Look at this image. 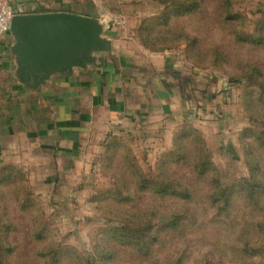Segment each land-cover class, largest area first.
Instances as JSON below:
<instances>
[{"label": "rangeland", "instance_id": "1", "mask_svg": "<svg viewBox=\"0 0 264 264\" xmlns=\"http://www.w3.org/2000/svg\"><path fill=\"white\" fill-rule=\"evenodd\" d=\"M111 1L209 108L112 130L71 169L20 147L0 264H264V0Z\"/></svg>", "mask_w": 264, "mask_h": 264}, {"label": "crops", "instance_id": "2", "mask_svg": "<svg viewBox=\"0 0 264 264\" xmlns=\"http://www.w3.org/2000/svg\"><path fill=\"white\" fill-rule=\"evenodd\" d=\"M8 1L18 15L66 12L105 21L111 50L86 70L75 68L34 90L17 80L11 33L0 38V166L27 147L71 169L112 130L209 108V95L194 90L172 57L148 52L128 28L108 21L116 9L111 0Z\"/></svg>", "mask_w": 264, "mask_h": 264}, {"label": "water", "instance_id": "3", "mask_svg": "<svg viewBox=\"0 0 264 264\" xmlns=\"http://www.w3.org/2000/svg\"><path fill=\"white\" fill-rule=\"evenodd\" d=\"M108 29L105 21L66 12L15 15L10 33L17 80L36 90L55 76L86 70L110 52Z\"/></svg>", "mask_w": 264, "mask_h": 264}, {"label": "built area", "instance_id": "4", "mask_svg": "<svg viewBox=\"0 0 264 264\" xmlns=\"http://www.w3.org/2000/svg\"><path fill=\"white\" fill-rule=\"evenodd\" d=\"M15 15L17 14L9 1L0 0V38L10 33L11 23ZM126 23V20L122 16L114 20V24L117 26H124Z\"/></svg>", "mask_w": 264, "mask_h": 264}]
</instances>
